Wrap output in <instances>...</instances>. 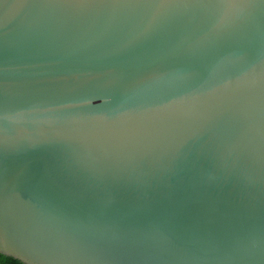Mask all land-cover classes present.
<instances>
[{
    "label": "water",
    "instance_id": "obj_1",
    "mask_svg": "<svg viewBox=\"0 0 264 264\" xmlns=\"http://www.w3.org/2000/svg\"><path fill=\"white\" fill-rule=\"evenodd\" d=\"M0 253L264 264V0H0Z\"/></svg>",
    "mask_w": 264,
    "mask_h": 264
},
{
    "label": "trees",
    "instance_id": "obj_2",
    "mask_svg": "<svg viewBox=\"0 0 264 264\" xmlns=\"http://www.w3.org/2000/svg\"><path fill=\"white\" fill-rule=\"evenodd\" d=\"M0 264H23V263L12 257L4 256L0 253Z\"/></svg>",
    "mask_w": 264,
    "mask_h": 264
}]
</instances>
